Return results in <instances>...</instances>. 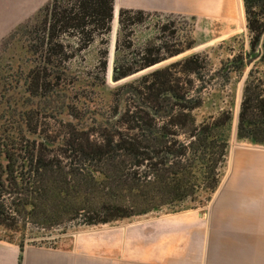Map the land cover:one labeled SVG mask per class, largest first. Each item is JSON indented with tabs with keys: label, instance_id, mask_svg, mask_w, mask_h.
<instances>
[{
	"label": "trees",
	"instance_id": "trees-1",
	"mask_svg": "<svg viewBox=\"0 0 264 264\" xmlns=\"http://www.w3.org/2000/svg\"><path fill=\"white\" fill-rule=\"evenodd\" d=\"M114 2L52 0L43 10L40 29L34 30L37 45L33 52L47 62L52 56L66 55L71 48L66 37L85 48L97 36L107 35ZM243 2L251 34L247 61L258 58L264 63V0ZM134 15L141 17L144 12L120 10L123 31L132 32L144 22ZM164 50L163 45L145 48L138 61L116 60L114 79L156 65L164 59L159 57ZM167 52L171 57L182 51ZM239 59L244 62L243 56L235 61ZM198 61L199 56H193L155 73L156 77H143L131 86L130 106L121 114L117 109L118 123L101 126L99 131L71 127L57 145L58 152L44 142L2 135L0 224L13 228L31 222L55 227L79 222L93 227L145 216L201 196L210 200L220 186L228 155L224 128L231 114L224 112L198 124L193 112L201 106V98L185 88L190 81L180 87V77H169L176 66L195 72ZM237 136L264 145V77L255 70L244 85Z\"/></svg>",
	"mask_w": 264,
	"mask_h": 264
},
{
	"label": "rangeland",
	"instance_id": "rangeland-1",
	"mask_svg": "<svg viewBox=\"0 0 264 264\" xmlns=\"http://www.w3.org/2000/svg\"><path fill=\"white\" fill-rule=\"evenodd\" d=\"M49 3L0 41V137L20 135L44 142L50 149L55 146L58 152L57 145L71 127L99 131L101 126L118 123L120 114L132 103L131 86L143 77H156L157 72L199 56L195 72H186L183 66H176L170 70L169 77H180V87L190 81L185 88L195 98H201V106L193 112L198 124L218 118L224 112L231 114L232 120L224 128L228 155L221 169L220 186L208 201L201 196L145 216L93 227L82 226L79 222L55 227L31 222H22L13 228L0 224V240L16 242L23 248L55 247L66 235L95 233L120 235L122 249L126 246L144 249L145 235H148L152 243L147 242V245L152 244L154 249L159 246L163 225L169 221L224 216L225 192L229 189L238 192L243 186L240 185L241 178L244 182L249 181V186L264 189V167L243 174L247 167L240 163L244 153L264 155V145L240 140L237 136L246 79L251 70L264 77V63L258 58L252 63L247 61L251 34L245 9L244 18L237 24L236 20L219 16L143 11V16L134 17L144 19V22L136 24L130 32L123 31L119 23L122 8L115 0L107 35L97 36L85 48L75 38L66 37L65 41L71 47L66 57L52 56L45 62L33 52L37 45L34 30L40 29L43 10ZM160 45L165 46L159 56L164 57L162 61L120 80L114 79L116 60L138 61L143 49H158ZM168 50L182 52L170 57ZM239 56H243L244 62L241 59L235 61ZM117 109L119 115H116ZM130 238L132 242H129Z\"/></svg>",
	"mask_w": 264,
	"mask_h": 264
},
{
	"label": "crops",
	"instance_id": "crops-1",
	"mask_svg": "<svg viewBox=\"0 0 264 264\" xmlns=\"http://www.w3.org/2000/svg\"><path fill=\"white\" fill-rule=\"evenodd\" d=\"M50 1L0 0V41ZM116 1L126 10L223 17L226 0ZM240 163L247 167L243 174L248 173L264 167V155L244 153ZM243 179L238 192H225L224 216L169 221L157 248L147 245L148 235L144 249H122L120 235L95 233L66 235L55 247L23 250L16 242L0 240V264H264V189Z\"/></svg>",
	"mask_w": 264,
	"mask_h": 264
},
{
	"label": "bare ground",
	"instance_id": "bare-ground-1",
	"mask_svg": "<svg viewBox=\"0 0 264 264\" xmlns=\"http://www.w3.org/2000/svg\"><path fill=\"white\" fill-rule=\"evenodd\" d=\"M221 14L223 15L224 18H226V20L227 19H233L234 21L236 20L237 22L235 21L236 22L235 24H237L238 20L244 18L243 0H226Z\"/></svg>",
	"mask_w": 264,
	"mask_h": 264
}]
</instances>
